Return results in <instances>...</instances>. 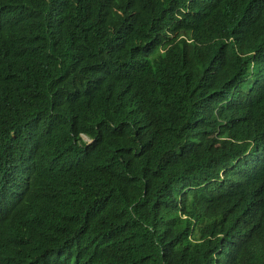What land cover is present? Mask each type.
Listing matches in <instances>:
<instances>
[{
    "label": "trees",
    "instance_id": "1",
    "mask_svg": "<svg viewBox=\"0 0 264 264\" xmlns=\"http://www.w3.org/2000/svg\"><path fill=\"white\" fill-rule=\"evenodd\" d=\"M181 4L0 0V264H264V1L222 13L257 58L253 85L221 105L187 70L204 47H236L222 31L177 40ZM201 120L233 154L243 200L218 212L204 190L177 227L179 191L157 189ZM192 219L208 227L197 242Z\"/></svg>",
    "mask_w": 264,
    "mask_h": 264
},
{
    "label": "clouds",
    "instance_id": "2",
    "mask_svg": "<svg viewBox=\"0 0 264 264\" xmlns=\"http://www.w3.org/2000/svg\"><path fill=\"white\" fill-rule=\"evenodd\" d=\"M181 1L183 4L177 11L182 21L176 25L173 33L177 40L184 38L188 42H193L194 34L222 31V40L233 43L236 47L235 52L227 50L226 47H221L223 48L221 50L204 47L196 65L187 70L190 80L188 88L197 92L198 98L207 105L229 103L230 88L244 90L253 85L251 79L257 58L255 44L245 42L238 37L222 17V13L234 0ZM251 1L257 4L264 0ZM231 56L249 59L251 66L248 69L234 66L228 60ZM189 130V124L182 130L169 170L165 173L167 179L161 180L157 189L160 201L165 196H174V193L179 191L177 201L166 204L172 209L173 223L177 227L189 219L194 206L193 200L199 194H204V190L210 195L206 198L207 204L218 212L227 209L228 206L238 205L243 200H238L240 191L237 186L238 179L228 172L235 167V163L233 154L220 145L224 138H218L217 142L212 143L211 140L216 138L217 133L212 132L211 124L205 120H201L192 130L191 135ZM82 137L87 142L92 140L85 135ZM212 152L221 155L224 163H210ZM261 164H264V157L261 159ZM248 171L246 168L245 173ZM154 176L155 174H152V177ZM192 221L195 230L189 238L197 242L208 227L202 223L197 224L194 219Z\"/></svg>",
    "mask_w": 264,
    "mask_h": 264
}]
</instances>
